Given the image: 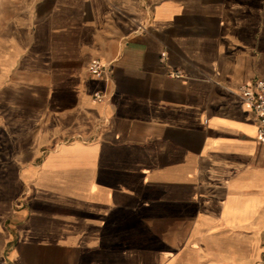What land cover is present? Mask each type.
<instances>
[{
  "label": "crops",
  "instance_id": "obj_1",
  "mask_svg": "<svg viewBox=\"0 0 264 264\" xmlns=\"http://www.w3.org/2000/svg\"><path fill=\"white\" fill-rule=\"evenodd\" d=\"M258 79L264 0H0V264H126L157 221L264 264Z\"/></svg>",
  "mask_w": 264,
  "mask_h": 264
},
{
  "label": "rangeland",
  "instance_id": "obj_2",
  "mask_svg": "<svg viewBox=\"0 0 264 264\" xmlns=\"http://www.w3.org/2000/svg\"><path fill=\"white\" fill-rule=\"evenodd\" d=\"M169 232L172 237H166ZM166 247L174 253L170 260L159 254ZM125 251L126 264H205L201 244L187 237V230L181 222L153 223V234L144 230L140 235L126 238Z\"/></svg>",
  "mask_w": 264,
  "mask_h": 264
},
{
  "label": "built area",
  "instance_id": "obj_3",
  "mask_svg": "<svg viewBox=\"0 0 264 264\" xmlns=\"http://www.w3.org/2000/svg\"><path fill=\"white\" fill-rule=\"evenodd\" d=\"M163 58L165 56H162ZM90 74L98 77L109 76V64L101 62L99 59H93L87 67ZM239 95L243 103L254 114L257 121V136L264 142V79H258L252 86L242 85L239 87ZM103 93L95 95L97 101L105 100Z\"/></svg>",
  "mask_w": 264,
  "mask_h": 264
}]
</instances>
